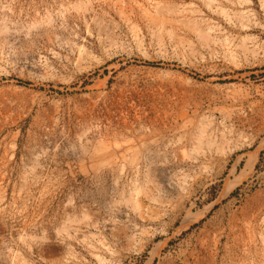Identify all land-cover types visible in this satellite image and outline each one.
Returning <instances> with one entry per match:
<instances>
[{"label":"rangeland","instance_id":"1","mask_svg":"<svg viewBox=\"0 0 264 264\" xmlns=\"http://www.w3.org/2000/svg\"><path fill=\"white\" fill-rule=\"evenodd\" d=\"M0 264H264V0H0Z\"/></svg>","mask_w":264,"mask_h":264}]
</instances>
